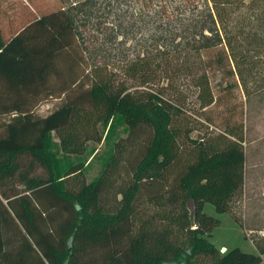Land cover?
Returning a JSON list of instances; mask_svg holds the SVG:
<instances>
[{"label": "trees", "instance_id": "trees-1", "mask_svg": "<svg viewBox=\"0 0 264 264\" xmlns=\"http://www.w3.org/2000/svg\"><path fill=\"white\" fill-rule=\"evenodd\" d=\"M141 5L164 20L183 17L177 30L185 34L170 48L160 32L155 53L87 87L86 25L74 7L35 14L9 36L0 21V118L11 117L0 123V264H263L264 228L247 229L256 252H222L209 239L220 220L204 211L211 203L242 221L244 139L233 128L218 141L192 137L189 122L175 123L185 101L167 95L186 100L192 86L209 106L219 71L247 91L261 74L264 90V0ZM64 92L57 109L34 112ZM104 137L114 150L88 180L97 150L87 144Z\"/></svg>", "mask_w": 264, "mask_h": 264}, {"label": "rangeland", "instance_id": "rangeland-1", "mask_svg": "<svg viewBox=\"0 0 264 264\" xmlns=\"http://www.w3.org/2000/svg\"><path fill=\"white\" fill-rule=\"evenodd\" d=\"M1 4L3 11L0 21L8 36L29 22L35 14L54 11L63 6L70 9L74 7L72 10L75 15L84 21L82 27L86 25L82 28L86 62L80 69V83L86 87L101 79H111V74H117L129 60L143 53L154 52L160 32L170 48L176 45L171 39L177 32V39L185 34L178 31L177 25L183 17L164 20L155 15L153 8L144 9L141 0H1ZM167 27L169 29L166 30ZM257 75L248 83L247 91L238 76H225L217 72L211 78L215 102L206 107H202L192 86L184 93L186 100L167 95L173 101H185V111L175 116V123L182 127L183 123L186 125L189 122L193 128L192 137L206 136L207 139L218 141L222 135L228 134L225 131L233 128V134L244 139L247 154L246 184L237 209L242 221L229 213L218 212L211 203L205 204L204 211L220 220L209 236L217 247L226 245L230 249L238 246L247 252L257 251L247 236L250 232L247 229L264 228V90H261V74ZM117 77L125 83L121 71ZM149 88L156 87L152 85ZM67 95L66 92L56 93L42 99L34 112L40 116L48 115L66 100ZM10 118V115L3 116L0 123ZM180 131L182 135L184 128ZM120 135H125L121 129L117 131L115 139ZM52 136L55 141L54 132ZM87 146L97 150V155L91 157L88 170V180H91L100 174L103 162L114 150V143L104 137L100 142H88ZM142 208L148 212L154 211L149 204H143Z\"/></svg>", "mask_w": 264, "mask_h": 264}, {"label": "water", "instance_id": "water-1", "mask_svg": "<svg viewBox=\"0 0 264 264\" xmlns=\"http://www.w3.org/2000/svg\"><path fill=\"white\" fill-rule=\"evenodd\" d=\"M188 207H189V209L191 211V218L194 221V212H195V204H194V202H192L191 205L188 204ZM193 225L195 226V223L194 222H193Z\"/></svg>", "mask_w": 264, "mask_h": 264}, {"label": "crops", "instance_id": "crops-1", "mask_svg": "<svg viewBox=\"0 0 264 264\" xmlns=\"http://www.w3.org/2000/svg\"><path fill=\"white\" fill-rule=\"evenodd\" d=\"M222 252H226L229 248L226 245H222V248H220Z\"/></svg>", "mask_w": 264, "mask_h": 264}, {"label": "built area", "instance_id": "built-area-1", "mask_svg": "<svg viewBox=\"0 0 264 264\" xmlns=\"http://www.w3.org/2000/svg\"><path fill=\"white\" fill-rule=\"evenodd\" d=\"M262 233H264V230L263 231H261Z\"/></svg>", "mask_w": 264, "mask_h": 264}]
</instances>
